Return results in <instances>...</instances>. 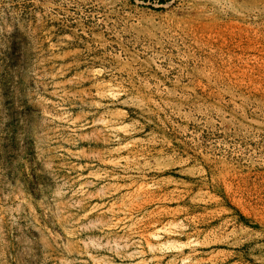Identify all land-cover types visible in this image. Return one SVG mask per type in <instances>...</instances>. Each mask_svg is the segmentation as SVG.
<instances>
[{
  "label": "rangeland",
  "instance_id": "rangeland-1",
  "mask_svg": "<svg viewBox=\"0 0 264 264\" xmlns=\"http://www.w3.org/2000/svg\"><path fill=\"white\" fill-rule=\"evenodd\" d=\"M0 264H264V0H0Z\"/></svg>",
  "mask_w": 264,
  "mask_h": 264
}]
</instances>
